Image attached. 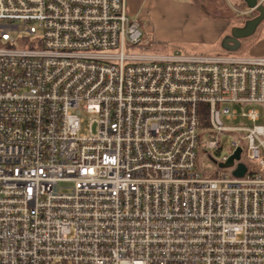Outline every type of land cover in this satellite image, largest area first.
Returning <instances> with one entry per match:
<instances>
[{
	"label": "built area",
	"instance_id": "2783aa9c",
	"mask_svg": "<svg viewBox=\"0 0 264 264\" xmlns=\"http://www.w3.org/2000/svg\"><path fill=\"white\" fill-rule=\"evenodd\" d=\"M148 45L128 0H0V264H264V55ZM225 132L253 169L204 177Z\"/></svg>",
	"mask_w": 264,
	"mask_h": 264
},
{
	"label": "rangeland",
	"instance_id": "374dc122",
	"mask_svg": "<svg viewBox=\"0 0 264 264\" xmlns=\"http://www.w3.org/2000/svg\"><path fill=\"white\" fill-rule=\"evenodd\" d=\"M229 3L234 9L232 16L224 20L228 24V33L236 28L245 27L246 23L254 19L253 15H244L249 9L244 0H150L149 9L145 12L140 23L142 31L149 40L146 47L136 48L133 52L148 53L157 55H205V56H232L248 57L259 50L264 45V21L260 23L256 32L242 39L241 47L234 52L225 51L222 47L224 38L217 45L205 42L204 37L207 32V25L204 24L202 15L210 17L222 15L225 9L224 2ZM262 1V0H260ZM158 2V4H157ZM18 38L22 35H18ZM249 108V107H248ZM247 108V109H248ZM264 114V106H255ZM85 124L82 126V132L88 133L90 125V116L84 115ZM226 127H236L238 122H227L223 118ZM264 124V120L262 123ZM96 130V126L94 131ZM213 132L206 133L202 139L206 140ZM244 136L243 133H223L221 136V150L210 157L201 149L197 151V171L207 178H216L227 175L232 177L238 164L242 163L253 169V163L246 159L245 153L240 161L234 165L225 167L221 166L224 157H230L233 142H239ZM246 148V142L242 143Z\"/></svg>",
	"mask_w": 264,
	"mask_h": 264
},
{
	"label": "water",
	"instance_id": "95a60500",
	"mask_svg": "<svg viewBox=\"0 0 264 264\" xmlns=\"http://www.w3.org/2000/svg\"><path fill=\"white\" fill-rule=\"evenodd\" d=\"M249 9H256L258 16L254 19L248 21L243 28H236L231 32V35L226 36L223 40L222 47L225 51L234 52L237 51L241 47V42L243 38L249 37L253 35L258 26L262 21H264V5H260L257 7L259 0H244ZM241 154V149L237 150L236 154L230 161L224 165L225 167L232 166L234 164V160H239ZM246 173V167L242 164L239 165L238 169L234 172L236 177H242Z\"/></svg>",
	"mask_w": 264,
	"mask_h": 264
},
{
	"label": "crops",
	"instance_id": "0c3cea01",
	"mask_svg": "<svg viewBox=\"0 0 264 264\" xmlns=\"http://www.w3.org/2000/svg\"><path fill=\"white\" fill-rule=\"evenodd\" d=\"M149 3H150V0H128V13L130 17L138 21L142 19L145 12L149 9ZM202 17H203L204 24H206L207 29H209L207 30L205 34L204 41L212 45H217L218 43L221 42L224 35L228 33L227 22L224 20H216L204 14L202 15ZM251 55L263 56L264 55V45H262V47L259 50H257L255 53H252Z\"/></svg>",
	"mask_w": 264,
	"mask_h": 264
},
{
	"label": "trees",
	"instance_id": "16d2710c",
	"mask_svg": "<svg viewBox=\"0 0 264 264\" xmlns=\"http://www.w3.org/2000/svg\"><path fill=\"white\" fill-rule=\"evenodd\" d=\"M224 3V6H225V9H227L226 11H225V13H221L222 15H218V16H213L212 18H214V19H226V18H228V17H231L232 16V12H233V8L228 4V3H226L225 1H223ZM258 15V13L256 12L255 14H254V17H256Z\"/></svg>",
	"mask_w": 264,
	"mask_h": 264
},
{
	"label": "flooded vegetation",
	"instance_id": "af4514ba",
	"mask_svg": "<svg viewBox=\"0 0 264 264\" xmlns=\"http://www.w3.org/2000/svg\"><path fill=\"white\" fill-rule=\"evenodd\" d=\"M258 16V15H257ZM256 16V17H257ZM229 35H231V33H227L226 35H224V37L223 38H225L226 36H229ZM240 42H241V44H242V40H240Z\"/></svg>",
	"mask_w": 264,
	"mask_h": 264
}]
</instances>
